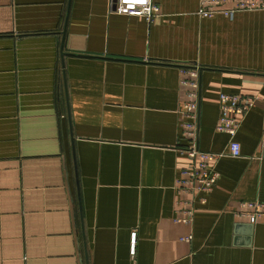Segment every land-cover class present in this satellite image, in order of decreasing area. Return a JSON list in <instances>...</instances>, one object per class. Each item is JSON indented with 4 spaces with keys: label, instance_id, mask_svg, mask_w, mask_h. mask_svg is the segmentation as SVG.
Segmentation results:
<instances>
[{
    "label": "crops",
    "instance_id": "crops-1",
    "mask_svg": "<svg viewBox=\"0 0 264 264\" xmlns=\"http://www.w3.org/2000/svg\"><path fill=\"white\" fill-rule=\"evenodd\" d=\"M152 1L148 21L110 0H0V264H264V219L233 214L264 202V9ZM221 92L256 97L233 137ZM192 143L222 153L204 203L175 186Z\"/></svg>",
    "mask_w": 264,
    "mask_h": 264
},
{
    "label": "built area",
    "instance_id": "built-area-1",
    "mask_svg": "<svg viewBox=\"0 0 264 264\" xmlns=\"http://www.w3.org/2000/svg\"><path fill=\"white\" fill-rule=\"evenodd\" d=\"M113 11L118 14L141 16L150 21L158 12V6L152 0H110ZM264 9V0H200L196 14L202 18H209L216 14H223L232 18L235 12ZM189 79H182L180 83L188 86L187 99L182 103L180 115L182 126L186 135H194L197 121L198 108V71L196 68L185 70ZM256 97L221 92L218 95L219 117L215 126L216 131L233 137L240 125L242 118L255 104ZM264 146V138L261 142ZM188 164L181 170L176 179L178 192L199 196L198 200L205 202V195L210 193L217 182L218 173L214 163L222 156V153L199 150L194 143L183 149ZM228 155L240 156V144L234 138L228 143ZM184 216L174 218L175 222L187 223L191 219V210H184ZM234 216L246 218L250 222L264 219V202L242 201L238 208L233 210ZM189 241L191 235L180 238ZM134 233L132 235L131 252H134Z\"/></svg>",
    "mask_w": 264,
    "mask_h": 264
},
{
    "label": "water",
    "instance_id": "water-1",
    "mask_svg": "<svg viewBox=\"0 0 264 264\" xmlns=\"http://www.w3.org/2000/svg\"><path fill=\"white\" fill-rule=\"evenodd\" d=\"M113 8L115 7V5L113 4V6H112Z\"/></svg>",
    "mask_w": 264,
    "mask_h": 264
}]
</instances>
